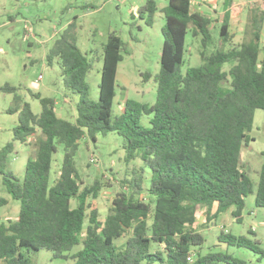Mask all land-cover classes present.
I'll return each instance as SVG.
<instances>
[{"label":"trees","instance_id":"16d2710c","mask_svg":"<svg viewBox=\"0 0 264 264\" xmlns=\"http://www.w3.org/2000/svg\"><path fill=\"white\" fill-rule=\"evenodd\" d=\"M167 1L154 104L127 100L123 113L112 119L117 70L124 60L125 46L116 33L103 45L99 98L92 100L86 77L94 63L77 44L72 25L54 42L47 59L50 63L58 60L66 88L80 96L75 121L58 114L54 97L32 93L42 106L36 114L16 87H2L15 93L19 104L15 108L19 116L14 141L27 144L38 132L45 137L39 141L36 158L27 161L21 179L7 169L14 142L0 149L3 183L21 204L16 220L0 221V264H31L28 253L41 249L51 251L54 258H71L73 264H246L224 253H196L192 261L188 257L193 258V247L205 241L194 228L201 208L207 207L208 223L231 207L239 220L246 198L254 192L253 180L241 165V151L252 139L249 132L256 110H264L260 34H256V41L207 53L205 49L213 40L212 19L194 11L191 0ZM234 1L229 0L228 7ZM157 9L155 0H147L148 24L153 23ZM229 15L220 31L226 42L233 38ZM189 32L201 37L203 63L183 74ZM227 63H232L228 70ZM229 77L230 85L224 87ZM144 116L149 127L142 124ZM110 132L125 138L127 161L141 158L152 174L146 191L142 170L121 179L126 190L114 195L108 215L101 220L99 210L88 200L96 199L104 184L96 179L81 188L75 158L83 137L88 135L95 141L97 134ZM58 143L64 144V157L59 178L51 185ZM255 198L256 205L264 207V165ZM72 199L78 200L76 207ZM6 203L5 198L0 199V206ZM123 236L126 243L119 250L114 241ZM219 240L254 249L246 236L223 231ZM153 242L163 251H151Z\"/></svg>","mask_w":264,"mask_h":264},{"label":"rangeland","instance_id":"374dc122","mask_svg":"<svg viewBox=\"0 0 264 264\" xmlns=\"http://www.w3.org/2000/svg\"><path fill=\"white\" fill-rule=\"evenodd\" d=\"M155 1L158 9L154 14L153 23L148 24L147 0H0V149L14 142V150L7 159L8 170L20 179L23 178L27 161L36 158L39 141L45 135L38 132L27 144L14 141V128L18 124L19 116L15 108L19 104L15 102V93L4 91L2 87H16L17 93L23 101L31 104L36 114L41 112L42 106L40 100L32 93L54 97L58 114L62 118L69 121H75L77 118L80 96L66 88L58 60L54 59L50 63L47 59L48 51L54 42L71 25L77 44L94 63L86 77L90 85V98L94 101L99 98L103 45L111 33L118 34L125 42L122 50L124 60L119 63L117 70L112 119L123 113L127 100L150 105L156 102L157 75L161 70L163 27L166 22L163 9L168 5V1ZM191 1L194 10L197 9L212 19L213 40L205 49L207 53L218 49L228 50L242 42L256 41V34L259 32L260 62H264V0H236L230 7L229 0ZM228 15L233 38L226 42L222 39L220 31L222 22ZM26 24L32 27L33 34H29ZM186 46L185 62L181 67L183 74L188 68L203 63L201 51L204 48L201 45V37H193L189 32ZM231 65L232 63L225 64V69L228 70ZM229 85L230 77L223 83L224 87ZM142 124L150 126L147 116L142 118ZM249 135L252 139L249 145L242 148L241 165L253 180L254 192L246 198V206L239 220L232 213L235 208L231 207L208 223L207 207L201 208L194 228L204 236L205 241L201 246L193 247V259L196 253H224L244 260L246 264H264V207L255 203L259 173L264 165L263 109L256 110L254 125ZM63 157L64 144L58 143V151L54 154L52 163L51 185L59 178ZM75 160L81 178V188L91 185L96 179H100L104 184L99 196L96 199L90 197L88 200L93 208L99 210L101 220L108 215L114 195L126 190L122 187L121 179L131 178L134 170H142L145 176V191L150 185L151 169L145 166L141 158L127 161L125 138L117 132L97 134L95 141L86 135L80 141ZM1 198H5L7 203L0 206V221L16 220L21 207L20 201L13 199L8 193L0 175ZM71 204L76 207L78 200L72 199ZM223 231L236 236H246L251 240L254 249L221 242L219 235ZM114 242L121 250L125 246L126 237L117 238ZM79 247L80 245L75 249ZM157 250L163 251V248L153 242L151 251ZM24 251L26 252V249ZM28 255L31 264L74 263L71 258H54L52 252L46 249L30 251ZM140 264L147 262L142 261ZM213 264L229 263L220 261Z\"/></svg>","mask_w":264,"mask_h":264},{"label":"built area","instance_id":"2783aa9c","mask_svg":"<svg viewBox=\"0 0 264 264\" xmlns=\"http://www.w3.org/2000/svg\"><path fill=\"white\" fill-rule=\"evenodd\" d=\"M25 26H26V28L28 29L29 34H30V35L33 34L32 27H31V26L28 27L27 24H26ZM40 77H42V76H40ZM40 77H39V78H40ZM188 259H189L190 261L193 260L192 256H189Z\"/></svg>","mask_w":264,"mask_h":264},{"label":"crops","instance_id":"0c3cea01","mask_svg":"<svg viewBox=\"0 0 264 264\" xmlns=\"http://www.w3.org/2000/svg\"><path fill=\"white\" fill-rule=\"evenodd\" d=\"M236 3V0L233 2V4L232 5H234ZM241 3V2H240ZM244 3V2H243ZM253 4H255V3H253ZM192 9H193V7H192ZM194 10V9H193ZM194 11H197V9H195ZM230 33L232 34V32L230 31ZM201 210V209H200ZM200 210L198 211V213L200 212ZM198 213H197V215H198Z\"/></svg>","mask_w":264,"mask_h":264}]
</instances>
